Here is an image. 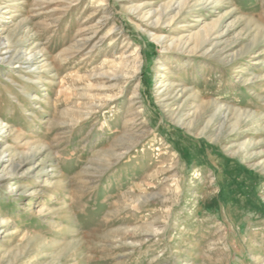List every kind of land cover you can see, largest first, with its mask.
<instances>
[{
    "label": "rangeland",
    "instance_id": "obj_1",
    "mask_svg": "<svg viewBox=\"0 0 264 264\" xmlns=\"http://www.w3.org/2000/svg\"><path fill=\"white\" fill-rule=\"evenodd\" d=\"M0 34V264H264V0H0Z\"/></svg>",
    "mask_w": 264,
    "mask_h": 264
},
{
    "label": "bare ground",
    "instance_id": "obj_2",
    "mask_svg": "<svg viewBox=\"0 0 264 264\" xmlns=\"http://www.w3.org/2000/svg\"><path fill=\"white\" fill-rule=\"evenodd\" d=\"M24 48L23 46L20 48H15L10 40V36H2V34H0V51L4 50L6 53H14V52H20V50ZM30 54H34V51L31 50ZM15 55V54H14ZM13 55V56H14ZM22 55V54H21ZM10 59V58H9ZM14 59V58H13ZM1 162V161H0Z\"/></svg>",
    "mask_w": 264,
    "mask_h": 264
}]
</instances>
